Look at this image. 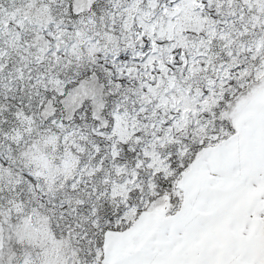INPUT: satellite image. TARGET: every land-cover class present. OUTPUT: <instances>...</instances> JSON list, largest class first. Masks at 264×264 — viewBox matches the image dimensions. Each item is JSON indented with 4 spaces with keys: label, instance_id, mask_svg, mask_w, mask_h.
<instances>
[{
    "label": "snow or ice",
    "instance_id": "6c2138e0",
    "mask_svg": "<svg viewBox=\"0 0 264 264\" xmlns=\"http://www.w3.org/2000/svg\"><path fill=\"white\" fill-rule=\"evenodd\" d=\"M0 264H264V0H0Z\"/></svg>",
    "mask_w": 264,
    "mask_h": 264
}]
</instances>
